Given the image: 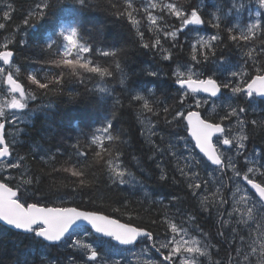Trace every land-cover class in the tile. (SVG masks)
<instances>
[{
    "label": "snow or ice",
    "instance_id": "snow-or-ice-1",
    "mask_svg": "<svg viewBox=\"0 0 264 264\" xmlns=\"http://www.w3.org/2000/svg\"><path fill=\"white\" fill-rule=\"evenodd\" d=\"M210 2L31 0L9 29L0 0V238L30 242L7 264H264V0Z\"/></svg>",
    "mask_w": 264,
    "mask_h": 264
},
{
    "label": "trees",
    "instance_id": "trees-1",
    "mask_svg": "<svg viewBox=\"0 0 264 264\" xmlns=\"http://www.w3.org/2000/svg\"><path fill=\"white\" fill-rule=\"evenodd\" d=\"M16 3V7H17V12L15 13L11 23L9 24V29H11L12 27H14L15 25L20 23V19H21V7H27L28 4L31 3V0H15ZM212 3L210 2V0H208V2L206 3V11L211 10L212 8ZM109 28H112L113 30H118L119 26H113V25H109ZM27 31H31L30 29ZM213 30L211 28H209L207 25H205L202 29H201V33L202 34H209L211 33ZM23 35V33L21 34ZM193 35V34H190ZM0 39H2V36H0ZM28 55L27 50H25L23 53H18L17 54V62L19 64H24V56ZM225 55L229 56V59L231 61V63H235L239 57V54L235 51H232L231 53H225ZM138 61H142V66L143 67H149L152 66L155 62L153 61L152 56L146 55V56H139ZM227 67V66H226ZM142 79H148L147 77H142ZM171 101H169L170 103ZM260 107H264V105L260 104L259 101L257 103V108L259 109ZM60 109L61 111L64 112L65 116L68 115H82L84 113V110L82 108H79L77 106H72V107H65V105L61 104L60 105ZM43 119L42 116H37L36 120H35V126L34 129L31 131V137L32 139H34L37 135H38V129L40 128V122ZM135 121V113H130V112H124L118 119V121L115 124V128L117 131L120 130H128L130 128L133 127ZM92 123H96L95 120L92 121ZM29 137H25V139H28ZM134 145L138 148L139 147V142L136 141L135 139L133 140ZM252 144H255L258 147H264V137H257L255 138L249 145V147L252 146ZM33 167H38L37 164H33ZM135 171V169H133ZM56 182L57 184H64V183H70L69 180H64L63 179V174H61L60 177H56ZM147 190L149 192V196L151 199H156L159 195H163L166 194L167 192L170 191H178V189L172 188L170 186H166V187H160L154 180L153 181H147ZM107 196L110 197V199L106 200L104 202L103 205H100V202L97 201V207H100L102 211L107 212L108 214H113L111 209L113 207H116V203L115 201L123 199V198H128L129 200H131L133 202V207H140L139 205H137V201L139 200H144V193L142 190H132V189H128L125 191H118V190H114L113 192L107 193ZM76 203L79 204V198L76 199ZM191 201H187V204H190ZM89 207L91 208L92 205H81V207ZM143 207H150L152 208L151 212L145 213L143 211H141V216L143 217L142 220H137L135 221L136 223H141L142 226H149L151 227V225L148 224V221L152 218H154L155 215V211L157 209L158 206L156 205H151L149 203H145L143 205ZM162 211V209H161ZM121 219H126V217H121ZM212 225V221H207L206 223H204V227L205 229H209ZM156 231H158L159 229H154ZM26 246H30V242L26 239H19L16 238L12 235H7L4 236L2 238H0V254L3 255V258L5 260V264H7V258L11 257L14 254L23 252L26 248ZM47 255L49 258H62L66 255L65 252L63 251H58V250H53L51 252H47Z\"/></svg>",
    "mask_w": 264,
    "mask_h": 264
},
{
    "label": "rangeland",
    "instance_id": "rangeland-1",
    "mask_svg": "<svg viewBox=\"0 0 264 264\" xmlns=\"http://www.w3.org/2000/svg\"><path fill=\"white\" fill-rule=\"evenodd\" d=\"M208 2V0H205V3H207ZM213 7V6H212ZM212 9V8H211ZM247 15V13L245 12V13H242L241 14V17L243 18L244 16H246ZM194 35V34H193Z\"/></svg>",
    "mask_w": 264,
    "mask_h": 264
}]
</instances>
